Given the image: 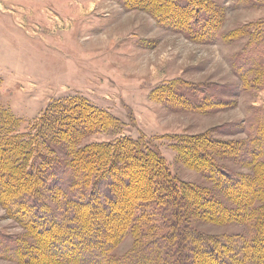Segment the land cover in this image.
<instances>
[{
	"label": "rangeland",
	"instance_id": "1",
	"mask_svg": "<svg viewBox=\"0 0 264 264\" xmlns=\"http://www.w3.org/2000/svg\"><path fill=\"white\" fill-rule=\"evenodd\" d=\"M78 100L113 118L83 129L78 148L143 140L164 155L178 180L238 209L229 190L177 144L215 140L217 164L253 176L250 139L264 125V0H0V148L11 132L26 140L27 149L15 151L7 168L31 174L40 202L54 211L63 196L50 173L72 163L64 136L72 134ZM9 208L0 197V264H79L49 251L61 227L39 232ZM216 219L191 223L206 235H251L241 217ZM26 245L36 253H25ZM134 246L128 236L109 258L121 260Z\"/></svg>",
	"mask_w": 264,
	"mask_h": 264
},
{
	"label": "trees",
	"instance_id": "2",
	"mask_svg": "<svg viewBox=\"0 0 264 264\" xmlns=\"http://www.w3.org/2000/svg\"><path fill=\"white\" fill-rule=\"evenodd\" d=\"M73 107L79 114L74 116L75 125H70L72 134L64 136L72 145V163L51 172L49 179L63 196L59 211L40 202V191L32 186L37 181L31 174L26 176L23 167L17 174L16 168H7L15 151L27 149L26 140L11 132L0 148V197L11 214L39 232L61 227L51 237L50 253L69 254L79 264H264L263 124L250 139L251 178L232 174L215 162L220 155L215 140L196 138L193 143L177 144L181 153L191 151L198 158L197 164L208 177L229 190L239 207L228 209L207 189L174 177L164 155L143 140L123 137L114 143L78 148L76 136L83 129L113 118L87 100H78ZM6 122L11 121L6 118ZM203 149L212 155L208 157ZM37 177L45 179L42 174ZM214 212L220 216L214 218ZM240 217L250 226L248 237L206 235L191 223L194 218L227 222ZM131 235L133 250L121 260L110 259L111 249ZM32 247L22 249L32 255L36 253ZM16 249L12 247L9 253L14 255Z\"/></svg>",
	"mask_w": 264,
	"mask_h": 264
}]
</instances>
